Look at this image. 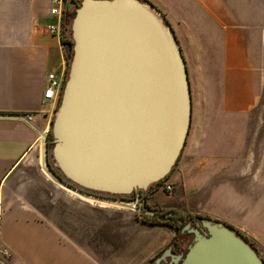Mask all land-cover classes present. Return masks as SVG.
I'll use <instances>...</instances> for the list:
<instances>
[{
	"label": "crops",
	"instance_id": "crops-1",
	"mask_svg": "<svg viewBox=\"0 0 264 264\" xmlns=\"http://www.w3.org/2000/svg\"><path fill=\"white\" fill-rule=\"evenodd\" d=\"M149 1L172 31L185 64L191 96L187 148L193 156H205L198 167L201 186L218 182L219 187L235 186L240 196L249 195L247 205L231 202L226 208L221 202L225 213L205 209L264 244V227L257 226L264 218V182L258 183L264 177V138L261 130L256 137H245L247 119L264 94V0ZM50 9L51 0H0V116L29 119L0 118V246L11 252L9 264H100L56 224L14 217L3 206L5 179L38 145L41 172L59 189L91 206L129 207L81 194L45 168L43 136L55 111L43 97L61 50L59 39L47 31L55 23ZM243 163L251 164L249 182L254 186L226 180L248 177Z\"/></svg>",
	"mask_w": 264,
	"mask_h": 264
},
{
	"label": "water",
	"instance_id": "water-1",
	"mask_svg": "<svg viewBox=\"0 0 264 264\" xmlns=\"http://www.w3.org/2000/svg\"><path fill=\"white\" fill-rule=\"evenodd\" d=\"M71 29L72 62L51 130L54 166L90 192L145 191L176 165L189 132V81L173 33L140 0H84ZM201 223L207 233L192 230L186 264H264L235 230Z\"/></svg>",
	"mask_w": 264,
	"mask_h": 264
},
{
	"label": "rangeland",
	"instance_id": "rangeland-1",
	"mask_svg": "<svg viewBox=\"0 0 264 264\" xmlns=\"http://www.w3.org/2000/svg\"><path fill=\"white\" fill-rule=\"evenodd\" d=\"M84 0H72V3H65L63 16V29L59 39L61 50L57 71L64 69L66 74L69 72V65L72 62L73 46L63 41L71 38L72 22L76 15V10L81 7ZM145 4H150L149 0H140ZM191 102V101H190ZM58 110V108H57ZM53 114L52 124L54 116ZM191 124V121H190ZM180 157L169 174L159 182L151 184L145 191H141L140 197L145 196L148 201L147 209L149 212H157L162 215L168 213H187L190 216L201 215L204 220L220 222L246 238V242L252 246L259 257L264 261V244L259 240H252L245 231H241L236 226L227 224L215 216L209 215L205 208H216L225 213L222 209L223 204L226 208L234 205H247L249 195L240 196L235 186H218V182L204 188L201 186L203 177L200 175V159L205 157L203 154L197 156L188 153L187 137ZM246 126L247 139L258 136L261 130V137L264 138V94L257 111L247 119ZM48 131V132H49ZM37 146L30 153L26 161L20 162L15 166L13 172L5 179L4 186V208L6 212L14 217L20 218L23 215L31 220H37L41 223L56 224L68 240L80 245L89 253H92L100 264H144V254L150 255L151 252L159 248L163 236L171 227L165 224H142L137 217V211L106 209L98 206H91L88 203L80 201L73 195L59 189L51 181H48L41 172L39 166V154ZM54 143L51 141L48 133L46 134L45 148V168L58 182L72 187L79 192L90 195L93 198L106 199L108 201L122 203L131 208H139L135 197L131 196H109L104 193L90 192L75 186L69 182L54 166L52 158V148ZM190 152V151H189ZM195 158V160H193ZM249 165V166H248ZM250 165L243 163L246 167L244 171L246 176L241 179L237 177H228V182L246 181L250 183L252 178ZM241 168V167H240ZM239 168V169H240ZM244 173V172H243ZM264 182V177L258 180ZM250 186H254L251 182ZM171 186L169 192L165 189ZM249 186V185H248ZM223 202V204H221ZM215 206V207H214ZM235 207V206H233ZM179 222V221H178ZM176 221V223H178ZM258 230L264 227V218L257 224ZM261 226V227H260ZM264 230V229H262ZM165 232V234H164ZM116 252H118L116 254ZM138 255L139 258L135 257ZM142 254V256L140 255ZM114 257H113V256ZM141 256V257H140ZM113 257L112 260H107ZM101 258V259H100ZM115 258H119L116 262Z\"/></svg>",
	"mask_w": 264,
	"mask_h": 264
},
{
	"label": "flooded vegetation",
	"instance_id": "flooded-vegetation-1",
	"mask_svg": "<svg viewBox=\"0 0 264 264\" xmlns=\"http://www.w3.org/2000/svg\"><path fill=\"white\" fill-rule=\"evenodd\" d=\"M133 196L139 204V208L149 212L147 209L148 201L146 200V197L143 195L140 197L139 193H135ZM137 213L136 218H139L142 224L156 225L163 223L171 227L166 231V234L164 232L165 236H163L160 247L151 252L150 255L144 254V264H186L189 249H191L195 243V235L191 233L192 230H199L203 235H206L207 233L202 227L201 221L204 218L200 217L201 215L190 216L187 213H175L169 215L170 213H168L166 214L168 216H166L153 212L156 216H152L139 211ZM176 221L179 222L176 223ZM213 222L217 221L214 220ZM140 255L142 256V254ZM135 257L139 258L137 254Z\"/></svg>",
	"mask_w": 264,
	"mask_h": 264
},
{
	"label": "built area",
	"instance_id": "built-area-1",
	"mask_svg": "<svg viewBox=\"0 0 264 264\" xmlns=\"http://www.w3.org/2000/svg\"><path fill=\"white\" fill-rule=\"evenodd\" d=\"M65 3H72V0H51L50 17L55 21L52 25L48 26L47 31L49 34L55 35L60 39L63 29V16ZM68 80V74L64 69L59 72L53 71L48 74L46 81V88L44 92L43 102L50 106L53 111H56L63 98L65 83ZM167 191H171V186H166ZM12 259V254L7 248L0 246V264H9Z\"/></svg>",
	"mask_w": 264,
	"mask_h": 264
},
{
	"label": "trees",
	"instance_id": "trees-1",
	"mask_svg": "<svg viewBox=\"0 0 264 264\" xmlns=\"http://www.w3.org/2000/svg\"><path fill=\"white\" fill-rule=\"evenodd\" d=\"M165 24L168 25L166 22H165ZM63 42H65V43L70 44L71 46H73V41H72L71 39H69V40H65V41H63ZM48 135H49V137L51 138V141L53 142L54 137H53V135H52V131H49V132H48ZM237 235H238L239 237H241L240 234H237ZM241 238H242V237H241ZM242 239L246 241V238H245V239L242 238Z\"/></svg>",
	"mask_w": 264,
	"mask_h": 264
},
{
	"label": "bare ground",
	"instance_id": "bare-ground-1",
	"mask_svg": "<svg viewBox=\"0 0 264 264\" xmlns=\"http://www.w3.org/2000/svg\"><path fill=\"white\" fill-rule=\"evenodd\" d=\"M65 185V184H64ZM79 192V191H78ZM79 193H81V192H79ZM81 194H84V195H88V194H85V193H81Z\"/></svg>",
	"mask_w": 264,
	"mask_h": 264
}]
</instances>
